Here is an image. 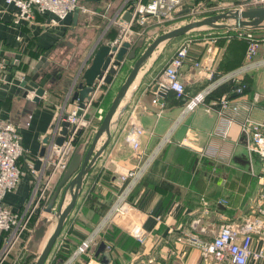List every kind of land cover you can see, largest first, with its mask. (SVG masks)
<instances>
[{"label":"crops","instance_id":"obj_1","mask_svg":"<svg viewBox=\"0 0 264 264\" xmlns=\"http://www.w3.org/2000/svg\"><path fill=\"white\" fill-rule=\"evenodd\" d=\"M131 1L133 0H81L76 19L74 11L57 25L48 26L46 23L50 16L39 13L35 14L33 21L15 22V6L0 0V120L9 121L18 128L25 148V154L19 162L24 174L17 187L6 194L4 203L13 211L21 212L26 208L29 212L32 208L31 216L36 217L30 229H36L39 221L47 218L44 237L31 243L32 237L29 238L28 233L24 244L20 246L22 233L1 264H28L29 254L35 253L39 243L47 241L55 228L56 218L45 208L62 176L49 186L41 201L35 202L36 193L34 200L29 203L33 188L36 184L41 188L47 173L43 164L36 169L35 161L39 159V152L45 145L43 140L51 134V126L58 116L75 108L77 102L71 101L74 84L81 79L82 70L88 65L95 50L101 44L111 43L118 37V15ZM156 29L158 26L148 27L146 40L140 39L146 44ZM208 29L210 28L205 27L204 32ZM217 30L224 29H212L206 33ZM263 30L264 26L255 31L261 33ZM200 39L194 41L181 71V79L190 96L209 83L204 66L195 68L192 65L194 61L200 60L203 65H211L217 75V72L236 68L244 59V46L239 41L233 40L225 44L222 41L225 46L221 45L219 51L216 53L214 50L212 55L206 52V45ZM176 49L177 42L173 40L160 44L140 68L113 116L109 143L84 176L75 206L65 219L44 264H64L109 207L120 185L118 175L137 162L131 148V143L137 138L132 122L146 130L139 139L142 146L150 150L178 119L181 101L173 93L161 94L165 108L160 114L159 107L152 102L155 84ZM143 50L144 47H139L136 56ZM44 55L47 65L41 72L50 73L51 76L45 84L44 94L36 103L32 101L33 93L24 97L23 90H18V84L21 77ZM133 62L134 60L125 58L120 66H115L118 72L112 81L103 85L102 91L94 93L91 105L93 127L77 137L76 142L82 154L88 148L86 143L90 144L94 131L101 123L95 118L96 111L102 108L105 114ZM248 84L249 89L243 95L232 92L229 83L222 84L217 90L218 96L209 97L205 104L197 106L177 124L173 142L152 165L143 184L135 190L132 196L135 206L130 208L126 217L110 224L99 241L73 264H104L103 254L96 255L100 242H104L109 248L106 247L105 250L109 259L107 264H201L199 251L186 244L183 237L189 222L202 209L199 196L213 202L217 197L225 195V190L231 191L223 186L226 179L221 178L223 171H220L223 167H228L227 161H257L260 166L258 183L262 186L263 173L259 156L245 155V143L239 132L241 115L235 118L227 136L214 134L218 123L215 109L218 107L219 97L225 94L230 98L251 99L254 93L264 95V73L259 70L251 73ZM251 115L257 120H264V97L251 109ZM149 130H152V134L148 133ZM186 138L191 141L188 146L180 143ZM105 139L106 135L102 134L95 150ZM46 146L48 147L47 144ZM199 149L203 151V155H200ZM29 164L33 165L32 170ZM227 193L231 195V192ZM60 196L61 192L52 207L53 211L59 206ZM69 200L67 192L62 207ZM228 202L227 206L212 205L211 214L205 220L211 218L215 224H220L232 221L237 216L241 217L238 206L241 205V200L236 202L231 195ZM133 224H139L149 234L145 243L140 244L130 235L129 228ZM122 235L131 238L137 245L134 248L129 243L125 245L124 240H120ZM7 238V234L0 232V250ZM60 243L61 247L57 249Z\"/></svg>","mask_w":264,"mask_h":264},{"label":"built area","instance_id":"obj_2","mask_svg":"<svg viewBox=\"0 0 264 264\" xmlns=\"http://www.w3.org/2000/svg\"><path fill=\"white\" fill-rule=\"evenodd\" d=\"M80 1L4 0L6 4L13 5L17 9L15 22L33 21L35 14L39 13L50 16L46 23L48 26L57 25L60 21L66 19V17L80 7ZM185 1H131L118 15L119 35L111 44L120 45L123 41L135 44L140 38L146 40L148 27L161 26L167 21L172 20L178 12H190V8H185ZM217 1L219 6L227 10L264 6V0H237V3H235L236 0ZM126 11L131 13L129 21L122 19ZM192 11L193 9H191ZM229 31H232V33H229ZM233 38L246 42L243 62L236 68L217 72L216 75V71L211 69V65H203L200 60L194 61L193 67L200 68L204 66L209 83L192 96L186 91L184 82L181 79V71L195 40H186L178 46L173 56L165 64L161 78L155 84L154 97L152 99V102L159 107L158 114H160L165 108L161 94H166L167 92L173 93L174 97L181 101V111L178 119L158 138L156 144L150 150L142 146L139 139L146 130L139 124L132 122V129L137 138L131 143V148L137 162L118 175L120 185L112 203L92 230L76 246L77 248L64 264H73L80 255L86 254L99 241L102 233L110 224L116 219L124 218L128 215L130 208L135 206L134 202L130 201L132 192L165 146L173 142L174 130L181 120H184L197 106L205 104L206 97L220 85L232 83L231 91L238 95H243L247 88L244 77L248 74L250 75L255 70H260L264 73V30L257 34L252 28L231 27L206 33L205 36L199 39L203 44H208L206 52L214 55V50H216V53L219 51L217 45L221 41L229 42ZM103 85L107 84L102 79L95 81L92 97L85 101L82 107L77 103L72 111L66 113V120L70 126H74L75 129L81 128L83 132L93 127L92 120L94 117L91 114L92 99L94 93L102 91ZM99 87L101 88L99 89ZM263 97L264 95L262 94L254 93L251 99H237L230 98L224 94L218 99V107L215 109L218 123L214 134L220 137L227 136L235 118L241 115L239 132L249 153L257 154L261 160L263 181L261 188L249 202L247 214L240 219L220 223L215 227L213 237L208 240L201 239V236L213 232L212 228L205 225V219L211 214L212 205L227 206L229 202L223 196L216 198L213 202L206 200L204 197L201 198L202 211L189 222L187 229L184 230L186 244L199 251L201 264L264 263V120H257L251 115V109ZM77 110H81L80 115H77ZM103 117L104 110L99 108L96 111L95 118L101 122ZM61 120L62 114L58 116L57 121L54 123L55 129H51L50 135H52V138L50 144L45 156L41 158L43 165L47 168L45 182L41 188H39V185H35L29 203L34 200L36 193L35 202L41 201L49 186L63 175L76 149V142L74 140L78 136H76L75 131L68 130L62 144L57 145L53 142L55 136L58 135V125ZM148 133L152 134V130H149ZM180 143L188 146L191 144V141L186 138ZM24 154L25 148L22 145L18 128L9 121L0 120V232L8 235L3 248L0 250V264L24 231L28 230L29 238H31L35 230L28 228V222L33 212L32 208L29 212L26 208L21 212L13 211L4 203L6 194L17 187L24 174V169L19 163V159ZM29 167L31 170L33 169L32 164H29ZM129 233L140 244L145 243L149 236L139 224H133L129 228ZM60 245L61 243L57 249L61 247Z\"/></svg>","mask_w":264,"mask_h":264},{"label":"water","instance_id":"obj_3","mask_svg":"<svg viewBox=\"0 0 264 264\" xmlns=\"http://www.w3.org/2000/svg\"><path fill=\"white\" fill-rule=\"evenodd\" d=\"M130 18L131 13L129 11H126L122 16V19L125 21H129ZM263 26L264 6L237 8L214 15H209L201 19L190 20L182 25L162 32L157 35L147 46H145L144 50L138 56H136V48H139L143 45V39H139L136 44H131L128 41H123L120 45L103 43L95 50L88 65L82 70L80 77L81 79L76 84H74L75 89L71 96V101L77 102L80 107L83 106L85 101L92 97L95 81L102 79L105 84H109L118 72L115 66H120V63L123 62L125 58L129 60L132 59L134 62L123 83L118 88L110 106L106 110L100 125L95 130L87 150L84 154H82L80 150L73 153L66 170L58 181L52 198L45 208L48 213L52 214L56 218V225L33 264L45 263L57 237L62 230L65 219L75 206L76 200L82 188L84 176L90 171L92 165L105 150L110 140V124L122 98L125 96L129 86L137 76L142 65L151 57L158 46L173 38L182 36L189 31L202 27L210 29L248 27L255 29L261 28ZM45 56L46 55H44L39 60V62L30 71H28L27 74L21 77L18 84V90H23L24 97H26L30 92L33 93L32 101L36 103L40 101L41 96L44 94L45 84L51 76L50 73L41 72V69L46 68L47 65ZM76 113L77 115H80L81 110H77ZM66 118L67 114H62V120L58 125V135L55 136L53 141L57 145L63 143L68 130L75 131L76 136H80L83 133L81 128L75 129L74 126H70ZM51 129H55V124H52ZM102 134L106 135V139L102 145L97 150H95L97 142ZM51 138L52 135H47L43 140L45 145L39 152V159L35 161L36 169H39L43 164L41 158L45 156L48 149L46 144H50ZM74 141L76 142V140ZM60 192L61 196L59 206L55 211H53L52 207ZM67 192L70 195V200L64 207H62ZM46 223L47 218H43L39 221L32 235L31 243L37 242L44 237L46 232ZM106 247L107 246L104 242H100L96 252V255L100 253L103 254L102 261L104 264L109 262V259L105 255Z\"/></svg>","mask_w":264,"mask_h":264},{"label":"rangeland","instance_id":"obj_4","mask_svg":"<svg viewBox=\"0 0 264 264\" xmlns=\"http://www.w3.org/2000/svg\"><path fill=\"white\" fill-rule=\"evenodd\" d=\"M235 3H237V0L235 1ZM184 5H185V8H190V12H188V13L187 12L186 13L185 12H178L177 14H175L174 18L172 20H169L165 24L162 25V26H165L163 28H166V31L169 29H172L174 27H177L179 25H182V24H184L190 20H197V19H201L203 17L209 16V15H214L217 13L228 11L227 9H224V7L219 6V3L217 0H186L184 2ZM191 9H193L192 12H191ZM78 13H79V10L77 8L74 12V18L75 19L77 18ZM204 29L205 28L202 27L199 29L189 31L188 33L182 35L181 37L179 36V37L175 38V40H173V41L177 42V48H178V46H180V44L183 43L184 41L190 40V39L191 40H193V39L197 40V39L205 36L206 32L212 30V29H208L204 32ZM147 33H148V31H147ZM229 33H232V31H229ZM256 33L259 34V32H256ZM151 34H152V32H151ZM156 36L157 35H151L150 38H148L149 40H148L147 45ZM233 40H237L239 42L244 41L241 39L239 40V39L233 38L229 42H231ZM221 42L217 45L219 48H221V45L225 46V45H223V42L222 43ZM225 43L226 42H224V44ZM206 47H208V44H206ZM245 50H246V44H245ZM245 50H244V54H245ZM259 72H261V71L259 70ZM245 80H247V82H249V74L244 77V81ZM88 140H89V138H88ZM76 147H77L76 151H79L80 150L79 146H76ZM198 152L200 153V155H203L202 150L199 149ZM245 152H246L245 155L250 156V157H253L255 154V153H252V154L249 153V151L247 150L246 147H245ZM227 165H228V167L222 166L223 169L220 170V171H223V173H221V178L226 179V183L223 186H227V188L230 189L231 191L225 190L223 192L225 194V195H223V197L227 198V200H228V197H230L232 195V197H234L236 202H239L241 200V205L240 204L238 205L240 208L241 217L237 216L236 218H234V220H237V219L242 218L245 214H247L246 212H248V206H249L250 200L257 194V192L261 188V185L259 186V183H258V176L260 175V166H259L257 161H252V163H251L249 160L247 161V159H244L240 163L233 162V161H230V162L227 161ZM227 192H231V195H229ZM130 201H133L131 199V196H130ZM200 208H202V204L200 205ZM201 211H202V209H200V212ZM205 221H206L205 225L209 226V228H212L211 230L213 232L206 234V235H202L201 239L208 240V239H211L213 237L214 232H215V227L218 226L219 224H215L211 218H209L208 220H205ZM183 237H185V236H183ZM45 243H46V241L45 242L41 241V243H39L38 248L35 251V253L29 254L30 256L27 259L28 264H33L35 262L38 255L40 254L41 250L43 249ZM24 249H25V247H24Z\"/></svg>","mask_w":264,"mask_h":264},{"label":"trees","instance_id":"obj_5","mask_svg":"<svg viewBox=\"0 0 264 264\" xmlns=\"http://www.w3.org/2000/svg\"><path fill=\"white\" fill-rule=\"evenodd\" d=\"M163 27H165V26H158V29H156V30H154V32H153V34L152 35H159L160 33H162V32H164V31H166V28H163ZM257 29H259V28H255L254 30H257ZM181 37V36H180ZM177 38V37H176ZM171 40H175V38H173V39H171ZM237 41V40H236ZM241 42V41H240ZM244 42V41H243ZM243 42H241L242 44H243V46H244V50H245V42L243 43ZM148 43V42H147ZM147 43L143 46L144 48H145V46L147 45ZM143 47H140V49L141 48H143ZM138 48H136V50H137ZM246 81V84H247V88H246V90L245 91H247L248 89H249V84H248V82H247V80H245ZM223 86V85H222ZM232 87L233 86V84L232 83H229V87ZM221 86H219L218 88H220ZM218 88L215 90V91H213L212 93H210L207 97H206V99H205V103L207 102V100L209 99V97H211V96H218L219 95V93H217V90H218ZM187 91V90H186ZM78 138H79V136H78ZM78 138L76 139V142H77V140H78ZM89 143H86V145L87 146H89L88 145ZM170 144H168L167 146H169ZM167 146H165V148L162 150V152L159 154V156L155 159V161L153 162V164L156 162V160L157 159H159L160 158V156L162 155V153L164 152V150L166 149V147ZM22 158V157H21ZM21 158L19 159V162H20V160H21ZM152 164V165H153ZM152 165H151V167H152ZM150 167V168H151ZM150 168H149V170H150ZM148 170V171H149ZM148 173V172H147ZM147 173L145 174V176L147 175ZM145 176L142 178V180L140 181V183L138 184V186L135 188V190H137L142 184H143V181H144V178H145ZM135 190L133 191V193H132V195H131V199H132V196H133V194H134V192H135ZM114 196H115V194H114ZM200 198V200H201V198L203 197V196H199ZM218 198V197H217ZM113 199H114V197H113ZM113 199H112V201H113ZM112 201H111V203H112ZM110 203V204H111ZM110 206V205H109ZM108 209V208H107ZM106 209V210H107ZM105 210V211H106ZM104 211V212H105ZM104 212L102 213V215L104 214ZM101 215V216H102ZM35 217L36 216H34V215H32L31 217H30V219H29V222H28V228H30L33 224H34V222H35ZM28 233H29V231L28 230H26V231H24L23 232V234H22V236H21V243H20V246L21 245H23L24 244V242H25V239L27 238V236H28ZM113 238V237H112ZM121 239H123L124 241H123V243L126 245V244H128L129 243V245H130V247L131 248H134L136 245H137V243L136 242H133L132 241V239L131 238H129V237H125V236H121L120 237V240ZM120 245H121V242H120ZM21 264H25V262H23V263H21Z\"/></svg>","mask_w":264,"mask_h":264}]
</instances>
